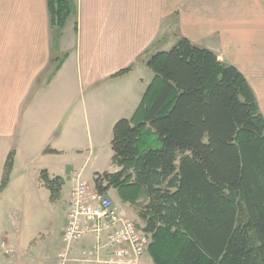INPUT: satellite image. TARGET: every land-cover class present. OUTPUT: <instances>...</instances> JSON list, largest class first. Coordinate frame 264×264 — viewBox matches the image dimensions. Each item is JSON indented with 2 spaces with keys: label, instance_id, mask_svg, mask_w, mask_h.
I'll return each mask as SVG.
<instances>
[{
  "label": "trees",
  "instance_id": "trees-1",
  "mask_svg": "<svg viewBox=\"0 0 264 264\" xmlns=\"http://www.w3.org/2000/svg\"><path fill=\"white\" fill-rule=\"evenodd\" d=\"M47 9L58 30L78 13L75 0H47ZM62 61L53 59L54 71ZM147 65L154 77L140 105L113 129L119 169L96 173V187L140 209L154 264H264V116L252 86L186 37ZM14 158L12 151L0 192ZM41 178L60 191V177Z\"/></svg>",
  "mask_w": 264,
  "mask_h": 264
},
{
  "label": "crops",
  "instance_id": "crops-1",
  "mask_svg": "<svg viewBox=\"0 0 264 264\" xmlns=\"http://www.w3.org/2000/svg\"><path fill=\"white\" fill-rule=\"evenodd\" d=\"M76 2L75 38L72 42L61 39L58 51L66 55L51 75L47 70L55 57L52 37L49 41L45 37L0 41V186L7 159L15 152L10 183L0 192V232L4 234L0 235V264L7 258L3 242L14 248L20 237L25 241L10 199L17 169L20 180L36 189L50 190L42 172L50 180L60 177L59 199L65 206L78 175L93 186L96 173L116 172L112 146L113 171L89 172L86 165L88 161L94 165L100 146H93L85 160L64 162L58 160L63 150L54 145L66 141L75 145L86 138L91 145L112 144L116 122L133 116L154 77L147 65L149 57L175 45L179 38L209 48L235 65L252 86L264 115V81L255 82L257 74L264 75V0ZM246 63L254 69L246 71ZM128 67L131 71L117 76ZM63 168L65 175L60 174ZM114 196L123 203L116 190ZM125 205L121 204L127 210ZM146 264H154L150 256Z\"/></svg>",
  "mask_w": 264,
  "mask_h": 264
},
{
  "label": "rangeland",
  "instance_id": "rangeland-1",
  "mask_svg": "<svg viewBox=\"0 0 264 264\" xmlns=\"http://www.w3.org/2000/svg\"><path fill=\"white\" fill-rule=\"evenodd\" d=\"M76 20L77 16H74L69 20L64 29H54L50 27L46 0H0V41L25 39L29 37L38 40L45 37L44 39L49 41L52 37L53 55L59 60H62L66 52L62 51L60 53L62 50L60 44L61 39L63 38V40L72 42L73 38H75L74 26ZM173 46L174 45L167 47V50L171 49ZM56 66L57 63L52 62L47 70V74L51 75ZM245 66L248 72L251 68L254 69V67L249 66L248 63H246ZM259 75H263V72H260ZM259 75L257 74L255 76V82L257 83L264 81V75L261 77ZM261 101L264 113V94L262 95ZM54 146L63 150L58 160L64 162H75L81 158L85 160L90 154V150L93 146H100L99 156L95 160L94 165L91 166V162L88 161L86 168L89 165V172H92L91 170H93V172L94 170L113 171L114 169L111 164L112 150L110 143L91 145L89 139L86 138L79 144L74 145L66 141L63 144H56ZM77 149L82 151H78ZM84 160L80 163L81 165H84ZM19 172L20 169H17V172L14 174L16 183L10 194V199L14 200L15 210L13 213L16 214L15 218H17V220L20 219L19 221L22 222V233L24 234L25 241L22 242V238L20 237L21 241H17L12 254L8 255L3 252L7 258H2L1 263L61 264L59 254L64 248L62 233L66 223L65 202L59 199V191L52 194L47 188L36 189L33 186H27L25 181L20 180L21 177ZM65 173L66 168H63L60 174L65 175ZM67 187L68 185L66 188ZM113 200L115 204L119 206H121V204H126L127 214L140 225L145 226V222L140 218V209H138V207H133L127 203H119L115 196ZM3 219L2 215V223ZM6 219L8 223L9 218L6 217ZM10 228L12 231H15V227H13L11 223ZM0 235H4L2 231ZM149 256V252H147L142 258V264L148 262Z\"/></svg>",
  "mask_w": 264,
  "mask_h": 264
},
{
  "label": "built area",
  "instance_id": "built-area-1",
  "mask_svg": "<svg viewBox=\"0 0 264 264\" xmlns=\"http://www.w3.org/2000/svg\"><path fill=\"white\" fill-rule=\"evenodd\" d=\"M114 195V188L100 191L76 177L66 201L61 264H142L151 235L115 204ZM2 246L5 254L14 252L6 242Z\"/></svg>",
  "mask_w": 264,
  "mask_h": 264
}]
</instances>
